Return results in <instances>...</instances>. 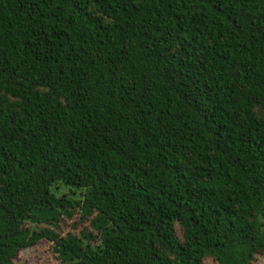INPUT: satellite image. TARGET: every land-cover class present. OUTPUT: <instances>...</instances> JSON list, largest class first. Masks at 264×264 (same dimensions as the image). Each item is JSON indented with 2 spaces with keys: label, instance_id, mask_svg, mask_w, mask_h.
Masks as SVG:
<instances>
[{
  "label": "trees",
  "instance_id": "obj_1",
  "mask_svg": "<svg viewBox=\"0 0 264 264\" xmlns=\"http://www.w3.org/2000/svg\"><path fill=\"white\" fill-rule=\"evenodd\" d=\"M41 240L62 264L264 260V0H0V264Z\"/></svg>",
  "mask_w": 264,
  "mask_h": 264
},
{
  "label": "rangeland",
  "instance_id": "obj_2",
  "mask_svg": "<svg viewBox=\"0 0 264 264\" xmlns=\"http://www.w3.org/2000/svg\"><path fill=\"white\" fill-rule=\"evenodd\" d=\"M52 189L59 195L67 194L72 198H80V191L76 190L75 194H71L70 189L61 183L55 184L54 187L52 186ZM63 217L64 220L59 221L61 235H65L69 231L78 234L81 229L90 228L88 219L82 222L79 221V210H75L71 216ZM55 248L54 243L51 241L41 240L35 246L22 250L15 260V264H62ZM207 262L210 263L211 260L209 259ZM260 264H264V260H261Z\"/></svg>",
  "mask_w": 264,
  "mask_h": 264
}]
</instances>
